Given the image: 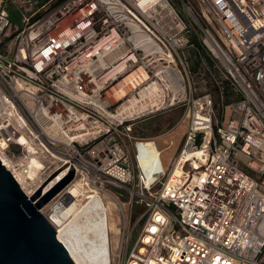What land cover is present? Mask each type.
Returning <instances> with one entry per match:
<instances>
[{
	"label": "built area",
	"instance_id": "1",
	"mask_svg": "<svg viewBox=\"0 0 264 264\" xmlns=\"http://www.w3.org/2000/svg\"><path fill=\"white\" fill-rule=\"evenodd\" d=\"M8 1L0 0V141L12 175L35 155L49 161L42 173L74 168L122 210L130 202L103 186L136 177L145 222L131 247V228H120L114 264H264V0H12L14 10ZM189 31L214 70L196 44L182 43ZM186 48L200 55L203 85L209 76L217 86L221 113L212 92L196 94ZM224 82L238 97L227 105ZM186 105L173 167L159 150L148 183L137 149L155 140L135 143L136 171L121 135ZM181 158L183 174L170 183Z\"/></svg>",
	"mask_w": 264,
	"mask_h": 264
},
{
	"label": "rangeland",
	"instance_id": "2",
	"mask_svg": "<svg viewBox=\"0 0 264 264\" xmlns=\"http://www.w3.org/2000/svg\"><path fill=\"white\" fill-rule=\"evenodd\" d=\"M39 1L42 3L47 0ZM15 5L16 4L13 3L12 0L8 1V7H10L11 9H16ZM192 38H195L196 41L198 40V37L196 38L195 34L190 33V31L186 32L182 39V43H190V40H193ZM193 41L196 43L195 40ZM184 51L187 56L189 55L188 52L190 51V48H186L184 49ZM191 81L196 85V94L199 95L207 90V88L201 82V74L199 72H196L194 79L192 78ZM218 112L221 113L222 109H219ZM186 113L187 105L171 108L168 111L156 114L151 118H145L135 121L134 125H132V131L130 132V134L121 135V138L127 149L128 159L132 162V164L135 165L136 171L138 170V168L136 166L137 162L135 158V143L139 141V139H154V136L160 134H165V136L159 139H155L156 145L150 140L139 143V159L144 168H146V165L150 166L149 174H151L152 169L155 166V160L159 159L158 152L159 150H163V156L161 157L162 163L166 170L170 171L172 169L173 163L177 158L178 153L180 152V149L186 139V131L188 126ZM229 118L230 111H228L227 120ZM167 146H169V148L165 149ZM48 174L49 173H42L39 175L41 178L36 179L39 183H42L44 187L47 186L49 182H51V180H53L59 175V173L57 172L50 173V175ZM78 179L81 180V176H78ZM72 181L66 184L46 205L54 203L56 207L64 208L66 202L64 200L59 199V197L57 196L61 193V191L68 190L69 184H71ZM57 183L59 182H56L54 186H56ZM136 183L137 178L135 177V179L126 184V186L108 183L103 186L105 190L113 193L120 200L130 202L129 205H127L124 210H122L120 207H118V205H116L115 200L112 199V197L102 192L105 203L110 208V221L113 222V226L115 228V230L111 232L112 264L115 263L116 255L119 252L120 248V241L122 240V233L119 232L120 228L122 229L125 223L127 228H131V238L129 243V247H131L137 240V237L139 236L145 222L144 213L146 211V206L143 202H141V200L137 197L135 193ZM159 185L160 184L158 183V186ZM109 200L112 202H110ZM43 207L40 210H42ZM72 212L73 209L70 211H65L64 218L69 219L68 223L74 233V240L76 239L75 241L82 245L83 249L86 251L89 257L98 259L100 257V251L94 249V234L86 227H84V225L87 224V218L84 215L83 217L74 218V216H71ZM45 213H50V210Z\"/></svg>",
	"mask_w": 264,
	"mask_h": 264
},
{
	"label": "bare ground",
	"instance_id": "3",
	"mask_svg": "<svg viewBox=\"0 0 264 264\" xmlns=\"http://www.w3.org/2000/svg\"><path fill=\"white\" fill-rule=\"evenodd\" d=\"M147 1L155 3L158 0ZM163 5L164 4H162V6ZM121 95V93H117L115 95V98H119ZM27 144L30 151L35 152L36 147L30 142H28ZM6 147V143L4 141H0V156L5 166L12 171L14 161H12L10 157L5 154L4 149ZM139 151L140 149L138 144L137 152ZM189 155H191L192 157L199 156L201 155V151H195L194 153L190 152ZM138 160L140 167L143 170H146L148 173L149 183L152 180L151 178L153 177L152 172L154 167L152 169L151 174H149L150 166L146 165V168L142 166L141 161L139 159V154ZM183 161L184 158H181L177 161V164L173 168L168 178L170 183H175L183 174ZM42 162L43 161L40 160L38 157L32 155L31 161H28V167L22 169L15 168V171H13L14 177L20 184L21 188L30 196L34 195L38 189H41L42 195H45L57 185H59L67 177L71 170H63L61 173L57 172L59 173V175L53 180H51V182H49V184L44 187L42 183H39L36 180L37 178H41L39 176L40 174H42L41 169L47 166V164L49 163V161H46V164ZM56 182L59 183L54 186ZM57 197L66 202L64 208L56 207L54 203H50L48 205H45L41 212L44 214L45 212L50 210V213H45V216L55 226L59 240L67 246L74 261L77 264H112L111 232L114 231L115 228L113 226V222L110 221V208L106 205L103 194H101L96 187H87L82 180L78 179V177H75L72 183L69 184L68 190L61 191V193ZM72 209L73 212L71 216H74V218L83 217V215L87 218V224H85L84 227H86L94 234V249L100 251V257L98 259L89 257L86 251L83 249L82 245L75 241L76 239L74 240V233L68 223L69 219L64 218V212L67 210L70 211Z\"/></svg>",
	"mask_w": 264,
	"mask_h": 264
},
{
	"label": "water",
	"instance_id": "4",
	"mask_svg": "<svg viewBox=\"0 0 264 264\" xmlns=\"http://www.w3.org/2000/svg\"><path fill=\"white\" fill-rule=\"evenodd\" d=\"M74 178L72 168L51 191L30 196L0 159V264H77L40 210Z\"/></svg>",
	"mask_w": 264,
	"mask_h": 264
},
{
	"label": "trees",
	"instance_id": "5",
	"mask_svg": "<svg viewBox=\"0 0 264 264\" xmlns=\"http://www.w3.org/2000/svg\"><path fill=\"white\" fill-rule=\"evenodd\" d=\"M12 14H14V12ZM190 33L196 35L195 31H190ZM196 38H197V35H196ZM192 39L196 41L195 38H192ZM193 40L192 41L190 40V43H194V44H196V46L199 47L201 55L207 60L209 65L214 70V62H213V60L209 57V55L203 49V47H201L199 41L197 40L196 43H195ZM189 60H190L191 68L193 69V71L194 72L195 71L198 72L199 68L201 67L200 55L197 52L195 53L193 50H191L189 52ZM205 79H206L205 87L210 92L214 91V92H212V94L214 93L213 97H214V100H215V105H216V108L219 110L220 109V94H219V91L217 89V86L214 84L213 80L209 76H205ZM224 87H225V104L227 105L228 103H230V101L233 98H238V97H237V95L234 94V92L232 91L231 87L227 84V82H224Z\"/></svg>",
	"mask_w": 264,
	"mask_h": 264
},
{
	"label": "crops",
	"instance_id": "6",
	"mask_svg": "<svg viewBox=\"0 0 264 264\" xmlns=\"http://www.w3.org/2000/svg\"><path fill=\"white\" fill-rule=\"evenodd\" d=\"M165 136V134H160V135H157V136H154V140L155 139H159V138H162V137H164ZM156 141V140H155ZM156 143V142H155ZM172 143V142H171ZM170 146V145H169ZM169 146H167L165 149H167V148H169ZM160 151H162V156H163V150H160Z\"/></svg>",
	"mask_w": 264,
	"mask_h": 264
},
{
	"label": "snow or ice",
	"instance_id": "7",
	"mask_svg": "<svg viewBox=\"0 0 264 264\" xmlns=\"http://www.w3.org/2000/svg\"><path fill=\"white\" fill-rule=\"evenodd\" d=\"M153 231H154V229H153Z\"/></svg>",
	"mask_w": 264,
	"mask_h": 264
}]
</instances>
